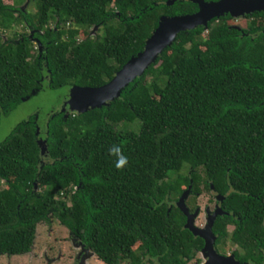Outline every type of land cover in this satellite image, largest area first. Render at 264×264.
I'll return each instance as SVG.
<instances>
[{"label":"trees","instance_id":"trees-1","mask_svg":"<svg viewBox=\"0 0 264 264\" xmlns=\"http://www.w3.org/2000/svg\"><path fill=\"white\" fill-rule=\"evenodd\" d=\"M28 1L33 13L0 0V117L43 87L105 84L161 16L198 9L190 0ZM244 17L245 27L224 14L179 32L106 105L54 110L42 129L33 117L18 123L0 141V254L28 252L37 225L55 219L106 264L171 255L185 264L203 247L174 203L190 185L186 206L202 190L222 196L215 249L234 244L237 260L264 264V11ZM135 120L136 130L120 127ZM114 145L128 157L123 168Z\"/></svg>","mask_w":264,"mask_h":264},{"label":"water","instance_id":"water-1","mask_svg":"<svg viewBox=\"0 0 264 264\" xmlns=\"http://www.w3.org/2000/svg\"><path fill=\"white\" fill-rule=\"evenodd\" d=\"M175 0H167L166 4H172ZM197 4L198 9L192 13L163 15L159 18L158 26L146 39L143 49L132 56L105 84L100 86L72 85L66 100L69 111L84 112L88 109L108 104L111 100L119 97L120 91L152 64L162 52L171 45L177 34L181 31L203 26L205 29L213 18L229 14L230 16H245L255 11H264V0H190ZM234 27V26H233ZM239 28V27H235ZM96 29V28H94ZM94 32H91V34ZM36 91H32L31 95ZM30 96V95H29ZM26 96L22 98V101ZM61 111H66L63 107ZM38 144L43 154L46 150L45 140L39 139ZM190 191V185L178 198L177 205L186 216L184 227L194 236L203 239L201 252L204 257L202 264H248L240 262L233 253L221 254L215 249L216 236L212 232L215 218L224 213L221 208L222 196L218 195L216 210L208 214L207 222L203 227L194 225V217L198 209L190 213L184 201Z\"/></svg>","mask_w":264,"mask_h":264},{"label":"rangeland","instance_id":"rangeland-1","mask_svg":"<svg viewBox=\"0 0 264 264\" xmlns=\"http://www.w3.org/2000/svg\"><path fill=\"white\" fill-rule=\"evenodd\" d=\"M6 4H14L16 2L19 8H27L29 13L35 11V2L28 0H3ZM227 22L234 27H245L247 19L244 16H230ZM262 22L261 20L258 23ZM16 30H21V25L14 27ZM12 31H7L3 35L11 36ZM36 42V41H35ZM37 44V43H36ZM71 85L59 86L57 88L43 87L36 91L28 98L19 102L15 108L7 114L0 117V141L4 140L11 130L20 122L33 117L37 122L39 128H44L49 115L54 110H61L63 107L68 112V93ZM71 112V111H69ZM73 112V111H72ZM137 120L133 122H122L120 127L136 130L138 128ZM193 205L199 206V209L194 217V225L203 227L207 222V211L213 213L212 210L216 209L215 196L212 192L202 190L199 196L193 202ZM207 209V210H208ZM232 230L228 226V232ZM138 242L133 246L135 248ZM226 253L231 254L237 245L228 244L225 247ZM243 252L242 248H239ZM218 252H223L218 249ZM200 259L201 264L204 262L202 252H198L189 264H195V259ZM0 264H103L96 259L95 255L87 250L85 246L68 230L65 226L61 225L57 220L53 219L48 223H39L36 229L35 244L31 252L23 256H5L0 255Z\"/></svg>","mask_w":264,"mask_h":264},{"label":"flooded vegetation","instance_id":"flooded-vegetation-1","mask_svg":"<svg viewBox=\"0 0 264 264\" xmlns=\"http://www.w3.org/2000/svg\"><path fill=\"white\" fill-rule=\"evenodd\" d=\"M45 78H47V77H45ZM185 190V189H184ZM183 190V191H184ZM213 194H214V196H215V204H216V207H217V202H218V193H216L215 191H211ZM201 193V192H200ZM200 193H197L196 195H195V198H194V200L196 199V197L197 196H199V194ZM193 193L190 191L189 192V194H188V196L185 198V200L187 201L189 198H190V196L192 195ZM180 195H181V193L177 196V198H176V200H174V203H175V205H176V203H177V201H178V198L180 197ZM220 196V195H219ZM185 201V202H186ZM189 209H188V211L190 212V213H192V212H194L196 209H199V206H196V205H193V208L191 207V206H187ZM215 207V208H216ZM208 209V208H207ZM207 209H205V213H206V211H207V214H209L208 213V211H209V209L207 210ZM216 209H214V210H212V212H214ZM223 211V210H222ZM199 212V211H198ZM42 223H48V222H42ZM62 225V224H61ZM36 229H37V227H36ZM78 239V238H77ZM79 240V239H78ZM84 246H85V248L87 249V250H89L90 252H92L94 255H95V257H96V259H98L99 261H101L103 264H106V263H104L101 259H99V257L91 250V249H89L88 247H86V245L81 241V240H79ZM34 244H35V240H34V243H33V245H32V247L34 246ZM32 247H31V249H32ZM31 249L28 251V252H25V253H20V254H11V255H8V254H0V255H5V256H10V257H13V256H23V255H26V254H28V253H30L31 252ZM202 249V248H201ZM201 249L198 251V252H201ZM218 252V251H217ZM220 253V252H219ZM233 253V252H232ZM225 254H227V253H225ZM122 264H132V263H130V262H123ZM135 264V263H134ZM136 264H177L176 263V260H175V256H168V257H166V258H161V257H142V260L140 261V262H138V263H136ZM185 264H189V262H187V263H185ZM195 264H201V262H199V263H195Z\"/></svg>","mask_w":264,"mask_h":264},{"label":"clouds","instance_id":"clouds-1","mask_svg":"<svg viewBox=\"0 0 264 264\" xmlns=\"http://www.w3.org/2000/svg\"><path fill=\"white\" fill-rule=\"evenodd\" d=\"M109 151H110V154L115 155L117 157V160H116L117 168H123L127 165L128 157L123 154V151L119 146L114 145L110 148Z\"/></svg>","mask_w":264,"mask_h":264}]
</instances>
